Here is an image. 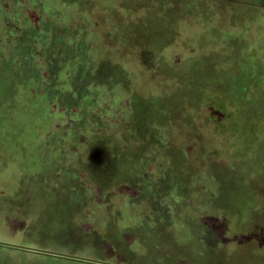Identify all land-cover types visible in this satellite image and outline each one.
I'll return each mask as SVG.
<instances>
[{"label": "rangeland", "instance_id": "rangeland-1", "mask_svg": "<svg viewBox=\"0 0 264 264\" xmlns=\"http://www.w3.org/2000/svg\"><path fill=\"white\" fill-rule=\"evenodd\" d=\"M0 58L49 147L0 264H264V0H0Z\"/></svg>", "mask_w": 264, "mask_h": 264}, {"label": "crops", "instance_id": "crops-1", "mask_svg": "<svg viewBox=\"0 0 264 264\" xmlns=\"http://www.w3.org/2000/svg\"><path fill=\"white\" fill-rule=\"evenodd\" d=\"M3 66L5 65L1 64L0 68ZM13 86V83L3 82L0 84L1 252L3 250L12 251V248H15V244L11 242L15 241L14 235L25 233L27 229H25L24 221L29 220L31 215L34 218L37 153L47 152L49 148L47 146L42 148L41 146L38 147L39 151H37V147L32 144L34 141L25 140L26 135H22L23 131L19 130L17 126L19 106L13 102H16V99L19 101V97L13 96ZM21 217L23 218L21 219Z\"/></svg>", "mask_w": 264, "mask_h": 264}, {"label": "trees", "instance_id": "trees-1", "mask_svg": "<svg viewBox=\"0 0 264 264\" xmlns=\"http://www.w3.org/2000/svg\"><path fill=\"white\" fill-rule=\"evenodd\" d=\"M88 31V30H87ZM93 35L91 34V35H88L87 37H86V40H85V42H86V44H85V46H83L82 47V49H84V52H86V53H88L89 54V56L87 57L88 58V60H90L91 62L89 63L90 65L92 64V62H93V60H94V55H93V50H91L90 48L93 46L92 44H93V41H94V37H92ZM1 59V58H0ZM2 60V59H1ZM1 60H0V63H1ZM94 64V63H93ZM72 70V69H71ZM115 87H117L116 88V90H118V88L120 89V86H118V85H116ZM121 93V92H120ZM123 93V92H122Z\"/></svg>", "mask_w": 264, "mask_h": 264}]
</instances>
